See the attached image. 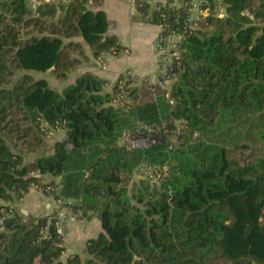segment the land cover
Here are the masks:
<instances>
[{
    "label": "trees",
    "instance_id": "1",
    "mask_svg": "<svg viewBox=\"0 0 264 264\" xmlns=\"http://www.w3.org/2000/svg\"><path fill=\"white\" fill-rule=\"evenodd\" d=\"M220 2L222 17L190 20L192 0H133V21L180 39L168 90L143 80L120 107L122 75L104 93L90 72L61 91L29 74L62 81L85 49L94 60L125 52L102 0H0V264H264V0ZM137 128L157 143L117 144ZM253 146L254 159L235 157ZM142 167L161 179L132 181ZM33 189L99 221L82 255L61 261L54 214L16 209Z\"/></svg>",
    "mask_w": 264,
    "mask_h": 264
},
{
    "label": "crops",
    "instance_id": "2",
    "mask_svg": "<svg viewBox=\"0 0 264 264\" xmlns=\"http://www.w3.org/2000/svg\"><path fill=\"white\" fill-rule=\"evenodd\" d=\"M48 1V0H46ZM56 1V0H54ZM167 0H151L150 5L156 6L158 3H165ZM182 0H173L176 5H179ZM216 10H214V7ZM102 10L106 15L108 24L107 35H115L120 44L126 48L125 52L118 58L105 56L102 59L105 60L107 65H111V72H96L91 69L87 72L92 73L94 76L105 80L112 84V81L125 71L134 73L138 78L137 71L140 70L143 65L148 71L154 73L156 66V39L159 34V27L151 24L133 21L136 16L134 10L133 0H102ZM209 11H214L218 15L224 14L223 7L220 0H213ZM208 11V12H209ZM204 12L201 0H192L191 19H200L208 14ZM89 49H85V56L87 59H92ZM129 64V66H127ZM86 66V64H83ZM132 67V68H131ZM141 67L140 69H138ZM144 69V68H143ZM137 73H136V72ZM148 76H144L143 78ZM53 134V133H52ZM57 136L61 140L64 137V132L57 133ZM49 142L53 143L54 139L48 138ZM0 204H2L0 202ZM14 206L19 207V210H23L26 215L31 216H50L56 219L57 204L48 197L43 196L41 193L31 190L26 194L20 202L15 203ZM25 215V216H26ZM60 231L58 232L63 239L64 251L61 255V261H65L67 257L72 255H82L83 247L88 239L96 237L101 231L100 223L96 218L86 220L84 226L78 224V222L72 220L68 216L60 222Z\"/></svg>",
    "mask_w": 264,
    "mask_h": 264
},
{
    "label": "built area",
    "instance_id": "3",
    "mask_svg": "<svg viewBox=\"0 0 264 264\" xmlns=\"http://www.w3.org/2000/svg\"><path fill=\"white\" fill-rule=\"evenodd\" d=\"M141 3H149L151 0H138ZM201 5L203 7V11L206 13L209 11L210 2L209 0H201ZM218 15V14H217ZM222 17V13L218 15ZM205 17V16H204ZM203 18V17H201ZM190 20L191 16H190ZM160 29V28H159ZM179 36H170L165 40L158 34L155 44L156 49V66H155V81H150L145 79L144 82L149 87H159L161 89L168 90L169 81L167 80V70H168V62L171 56H175L176 53L171 51L174 49L175 44L179 41ZM122 79L118 81V86L115 89V95L111 100V104L115 106L125 107L127 103H129L128 93L129 89L132 86H135L141 83L143 80L138 78L134 73L130 71H125L121 74ZM168 97V93L166 94ZM148 134L142 131L141 128H137L134 130H125L122 133V136L117 141V144L122 146L126 151H135L140 149H145L151 145L157 143L158 138L152 134L153 130L148 129ZM178 134V133H176ZM196 136V135H194ZM141 172H144L141 173ZM137 173L144 175L147 179H152L154 181H158L161 179L162 174L158 172V168L156 167H142ZM147 176L151 177L148 178ZM71 202L68 201L65 207L59 209V212L56 216V226L59 227L61 221H63L67 216L71 219H76L78 215L73 213L69 206H71Z\"/></svg>",
    "mask_w": 264,
    "mask_h": 264
},
{
    "label": "rangeland",
    "instance_id": "4",
    "mask_svg": "<svg viewBox=\"0 0 264 264\" xmlns=\"http://www.w3.org/2000/svg\"><path fill=\"white\" fill-rule=\"evenodd\" d=\"M39 1L45 2L46 0H29L30 5L33 6V7H35L38 4ZM48 1H51V0H48ZM211 3H210V5H211ZM214 10H216V7H214ZM212 12H214V11H212ZM80 61H82L83 64H86V66H83V64H81L80 66H76L75 68H73L70 71V73L68 74L67 78L65 80H62V81L55 79L53 76H51V74H49L48 71L45 72V73L29 72V74L32 75L37 80H39V79L45 80L46 83L48 84V87L49 88L54 89V90H57V91H61L64 87H66L68 85H71V84H74L76 78L79 77L80 75H83V74L87 73V70H89V69H91L92 71L94 70L96 72L98 71L100 73L101 72H105V71L108 72V73L111 72V65H107L106 62H105V60L102 59V58L96 59V60L89 58L86 61H85V58H81ZM127 66H129V64ZM140 68L141 67H139L138 69H140ZM137 72L136 73L138 75H140L139 78L141 80L148 79L147 77L143 78L144 76H148L150 81H155V78H156L155 77V73H153L152 71H148V69L145 68L144 65ZM114 81H116V79H114L112 81V83ZM108 83L109 82H107V84L104 86V89H103V92L104 93L111 92V84L110 83L108 84ZM168 87H169V85H168ZM61 132H62L61 129H58L55 132L53 131L52 132L53 134L51 133L49 135V138H52L54 140H57V139H59V137L57 136V133L59 135V133H61ZM51 144H52L51 142L47 141L48 147H50ZM259 152H260V149L257 148L256 146H253L252 148H249V150L246 151V152H244V153L241 152L240 150L239 151H235L234 155H235V157H240V159L242 158V155H243V157H250V159H254L256 156H258L260 154ZM27 160H28V158H27ZM141 173L144 174V172H141ZM136 176H137V172L135 173V176L133 175L132 181H135L134 178ZM147 177L148 178H151L149 176H147ZM45 179H48V177H46ZM148 180H151L152 182L154 181L152 179H148ZM19 207H21V206H19ZM19 207L16 206V209H19ZM56 210L57 211L59 210L58 207H57ZM75 221L78 222V224H80L81 226H84V224L86 222L85 219L79 218V217H77L75 219ZM58 225H59V227L57 228V232L60 231V229H59L60 228V224H58Z\"/></svg>",
    "mask_w": 264,
    "mask_h": 264
},
{
    "label": "water",
    "instance_id": "5",
    "mask_svg": "<svg viewBox=\"0 0 264 264\" xmlns=\"http://www.w3.org/2000/svg\"><path fill=\"white\" fill-rule=\"evenodd\" d=\"M19 170L21 169V168H18ZM20 212L23 214V215H26V213L23 211V210H20Z\"/></svg>",
    "mask_w": 264,
    "mask_h": 264
}]
</instances>
